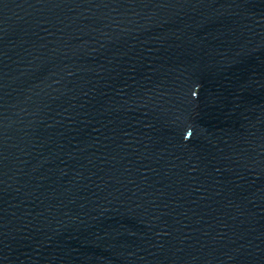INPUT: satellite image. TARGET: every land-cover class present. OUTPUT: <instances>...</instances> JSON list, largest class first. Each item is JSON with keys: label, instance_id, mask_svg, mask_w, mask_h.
<instances>
[{"label": "water", "instance_id": "1", "mask_svg": "<svg viewBox=\"0 0 264 264\" xmlns=\"http://www.w3.org/2000/svg\"><path fill=\"white\" fill-rule=\"evenodd\" d=\"M0 264H264V0H0Z\"/></svg>", "mask_w": 264, "mask_h": 264}]
</instances>
